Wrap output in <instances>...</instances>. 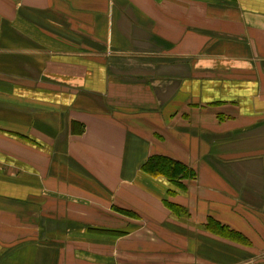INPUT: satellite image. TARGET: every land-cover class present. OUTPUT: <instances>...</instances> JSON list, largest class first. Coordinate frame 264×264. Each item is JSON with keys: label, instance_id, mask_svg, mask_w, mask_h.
Wrapping results in <instances>:
<instances>
[{"label": "crops", "instance_id": "obj_1", "mask_svg": "<svg viewBox=\"0 0 264 264\" xmlns=\"http://www.w3.org/2000/svg\"><path fill=\"white\" fill-rule=\"evenodd\" d=\"M0 264H264V0H0Z\"/></svg>", "mask_w": 264, "mask_h": 264}, {"label": "trees", "instance_id": "obj_2", "mask_svg": "<svg viewBox=\"0 0 264 264\" xmlns=\"http://www.w3.org/2000/svg\"><path fill=\"white\" fill-rule=\"evenodd\" d=\"M142 170L151 176L162 177L172 184H174L175 182H181L182 180H189L195 177L194 171L190 170L185 164L164 155L150 156L143 163ZM170 207L184 214V208L174 204H170ZM206 227L208 230L213 231L215 234L223 235L226 238L231 239L232 241L243 244L247 243L246 238L243 235L235 232L234 230H229L226 227L220 228L219 224L214 219L209 220Z\"/></svg>", "mask_w": 264, "mask_h": 264}, {"label": "rangeland", "instance_id": "obj_3", "mask_svg": "<svg viewBox=\"0 0 264 264\" xmlns=\"http://www.w3.org/2000/svg\"><path fill=\"white\" fill-rule=\"evenodd\" d=\"M154 155H160V154H154ZM150 156H152V155H150ZM142 172H144V171L142 170ZM144 173L146 175L152 177V178H157L155 176H151V175L147 174L146 172H144ZM175 183H177V182H175ZM168 194H171V193L168 192ZM164 199H166L164 205L170 210V212H172L173 214H175L176 216H178L179 215V211L178 210H175L174 208L172 209L170 207V204L171 203H170V201H168L167 197L164 198ZM111 207H113L114 210L113 209H108L109 214L108 215L103 214V217L104 218H107V219H110V220H113V223L115 225L114 227H107L106 226V223L104 221V222H100L98 224H92V225H94V227H91V224H90L89 228L99 229V230H102V229L103 230L104 229L111 230V231L114 232L116 238H118L119 236H121L122 234H124V232H126V231H123L121 229H128V228H133V227H141V228H144V229H152L153 225L149 221H141L139 219L141 217V215L138 212H136L135 210L130 209V208H124V207H121V206H118V205H111ZM183 213H188V212L186 210ZM122 215L123 216L130 217V218H132V220L126 219ZM110 220H109V223H110ZM124 222L125 223L126 222H129L130 225L129 226H126L124 224Z\"/></svg>", "mask_w": 264, "mask_h": 264}]
</instances>
